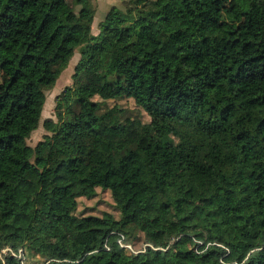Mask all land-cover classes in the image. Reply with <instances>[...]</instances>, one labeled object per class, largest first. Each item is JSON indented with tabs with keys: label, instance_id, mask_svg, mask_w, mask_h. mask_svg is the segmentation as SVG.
<instances>
[{
	"label": "trees",
	"instance_id": "obj_1",
	"mask_svg": "<svg viewBox=\"0 0 264 264\" xmlns=\"http://www.w3.org/2000/svg\"><path fill=\"white\" fill-rule=\"evenodd\" d=\"M65 1L0 0V264H23L6 247L43 264H264V0H121L98 34L96 0ZM126 96L149 122L108 104ZM101 164L126 186L119 217L77 213ZM122 234L152 246L129 253Z\"/></svg>",
	"mask_w": 264,
	"mask_h": 264
},
{
	"label": "rangeland",
	"instance_id": "obj_2",
	"mask_svg": "<svg viewBox=\"0 0 264 264\" xmlns=\"http://www.w3.org/2000/svg\"><path fill=\"white\" fill-rule=\"evenodd\" d=\"M67 9H74L76 7L72 0H66L64 3ZM122 7L121 0H96V14L93 22L92 31L94 34L99 33V24L104 19L107 12L113 7ZM80 52L77 51L71 59L68 67L59 75L55 77V85L46 91L47 100L44 105L42 117L39 127L32 132L28 139V143L36 146L37 143L43 139L46 130L44 128V121L47 118L56 119L55 107L58 95L63 92L66 87L73 84V75L75 67L79 61ZM121 104L126 107L134 116L140 117L144 122H149L151 117L136 103V99L131 96H126L119 99H113L108 102L109 105ZM88 103L82 105V109L88 108ZM97 180V194L92 198L81 197L79 199V207L77 213L80 215L95 214L106 217H119V211L116 208L115 201L112 196V191L116 188L126 190L125 184L122 182L120 176L111 171L107 165L101 164L100 170L96 175ZM143 240V236H139L136 240L138 243ZM46 259L41 255L28 254L26 264H43Z\"/></svg>",
	"mask_w": 264,
	"mask_h": 264
},
{
	"label": "built area",
	"instance_id": "obj_3",
	"mask_svg": "<svg viewBox=\"0 0 264 264\" xmlns=\"http://www.w3.org/2000/svg\"><path fill=\"white\" fill-rule=\"evenodd\" d=\"M118 242L120 246L126 249L129 253H139V252L145 251L147 246H152L151 244L146 243L142 248H136L132 243L126 241V238L123 234L120 235ZM8 252H12L14 255L21 257L23 264L27 263L26 253L23 248L19 249L18 252H15L14 250H12V248L6 247L2 250V255Z\"/></svg>",
	"mask_w": 264,
	"mask_h": 264
}]
</instances>
